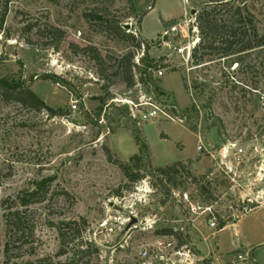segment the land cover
I'll return each instance as SVG.
<instances>
[{
	"label": "rangeland",
	"instance_id": "374dc122",
	"mask_svg": "<svg viewBox=\"0 0 264 264\" xmlns=\"http://www.w3.org/2000/svg\"><path fill=\"white\" fill-rule=\"evenodd\" d=\"M128 1L13 0L5 10L0 0V78L29 84L64 113L51 116L0 92V197L55 177L46 198L30 208L33 243L11 252L10 261L1 252L0 264L66 261L71 253L60 254L61 237L52 223L69 219L78 220L82 239L98 249L93 261L110 264H212L202 234H212L211 244L224 249L234 247L238 229L248 232L249 227L253 234L255 226L256 236L264 238L261 57L253 54L243 65L215 58L195 66L175 46L197 36L196 45L200 40L199 29L192 32L197 1L134 0V7ZM249 3L261 28L264 0ZM89 5H99L135 37L150 38L148 54L163 75L152 71L147 82L140 80V61L134 86L115 76L117 57L135 51L136 62L142 50L87 22L83 10ZM186 18L193 21L187 38L164 36L171 24ZM52 27L62 29L63 38L54 36ZM89 45L105 57L103 72L91 55L79 50ZM108 81L107 94L103 85ZM72 99L78 100L76 108ZM125 99L157 103L171 118L139 125ZM137 133L147 145L144 151ZM136 154L139 161L132 160ZM117 162L129 164L144 178L131 181ZM170 167L175 169L169 175L161 173ZM196 203L202 209L194 211ZM206 206L212 211H204ZM234 220L239 224L213 235L220 222ZM165 228L174 234L159 232ZM8 237L2 223V248ZM144 248L149 250L146 257ZM254 253L262 256L255 262L248 255V263L264 264V244L254 247ZM237 259L230 264H246Z\"/></svg>",
	"mask_w": 264,
	"mask_h": 264
},
{
	"label": "trees",
	"instance_id": "16d2710c",
	"mask_svg": "<svg viewBox=\"0 0 264 264\" xmlns=\"http://www.w3.org/2000/svg\"><path fill=\"white\" fill-rule=\"evenodd\" d=\"M12 1L2 0L5 10L8 9ZM191 1H197L200 5V9L196 14V25L199 29L200 40L193 48L191 55L195 66H205L204 64L215 58H225V60L231 62V65L234 63L243 65L248 57L257 54V56L261 57L259 66L264 68V17L260 28L252 4L249 3L250 0ZM128 2H131L132 7H134V0H129ZM83 18L89 23H98L100 29L109 32L120 40L132 41V45L136 50H141L142 45H144L145 53L141 58L144 67L141 70L140 80L144 82L149 80L148 76L150 77L152 69L158 67V64L148 54L151 47L148 40L137 38L132 33L126 32L122 22L116 18L110 19L106 17L104 10L99 5H89L85 8L83 10ZM50 30L54 36L63 38L64 32L59 27H52ZM79 50L91 55L96 63L101 66L102 72L105 70L103 67L106 65L105 57L102 56L97 48L89 45ZM135 55V51H129L117 57V64L112 66L115 67L114 75L120 77L127 87H132L137 82L136 68L140 66L135 62ZM249 67L252 69L251 65ZM111 84L112 81H108L103 85L107 94ZM0 92L7 100H14L34 109L47 111L51 116L64 115L62 108L50 106L33 91L29 84L21 81L15 82L0 78ZM100 99L103 102L105 100L104 97H100ZM136 140L142 147V151H144L147 145L142 142L138 133L136 134ZM140 159L141 155L139 154L132 157V160L139 161ZM117 163L131 181L135 182L144 178V174L140 173L139 170L134 171L129 164ZM171 169L175 168L170 167L160 170L161 173L169 175L168 171ZM54 180V176H48L35 181L32 188L20 190L15 195L0 197V227L4 223L7 236H9L3 248L0 240V253L2 252L5 255L7 261L12 258L11 252H14V250L21 251L25 245L33 243L35 219L34 215H31L29 211H31L30 208L33 204L46 198ZM82 221L86 222L84 219ZM52 225L58 228L61 237L60 254L71 253L70 257L60 264H110L108 262L93 261L92 256L98 252V249L91 242L82 239L78 220L69 219L52 223ZM225 225L224 221L220 222L218 229L223 228ZM159 232L174 234L172 228H165ZM183 241L181 240V244ZM28 263L33 264L32 262ZM46 264H56V262L50 260Z\"/></svg>",
	"mask_w": 264,
	"mask_h": 264
},
{
	"label": "built area",
	"instance_id": "2783aa9c",
	"mask_svg": "<svg viewBox=\"0 0 264 264\" xmlns=\"http://www.w3.org/2000/svg\"><path fill=\"white\" fill-rule=\"evenodd\" d=\"M193 21H190L189 19H185L182 22H176L171 24L166 30H164V36L167 35H178L182 36L184 38H187L188 35L191 32V26L190 23ZM197 25L192 26V32H197ZM197 36L195 40L188 41L185 44H181L178 47L175 46V49L177 50L178 53L182 54L183 56L191 57L192 55V50L195 47L197 40ZM144 49L145 46L142 45V51L139 53V55L136 57V63L138 65L141 64L140 60V55L144 54ZM153 72L158 73V76L163 75V68L158 66L156 68L152 69ZM137 77V76H136ZM73 102V107H77L78 100L77 99H72ZM125 103L129 105V114L131 118L136 121L139 125L142 123H146L149 121H153L155 119H158L160 117H165V118H171V116L168 114L167 111H165L159 104L151 102L149 100H144L140 99L138 101H134L131 99H125ZM201 149V146L199 147ZM226 150V149H225ZM226 152V151H225ZM192 209L195 211L196 209H202V206H200L199 203L193 204ZM204 211H212V207L206 206L203 207ZM212 226H214V222L211 223ZM149 255V250L147 248H144L142 251V256L146 257ZM239 258H243L241 255H239Z\"/></svg>",
	"mask_w": 264,
	"mask_h": 264
},
{
	"label": "crops",
	"instance_id": "0c3cea01",
	"mask_svg": "<svg viewBox=\"0 0 264 264\" xmlns=\"http://www.w3.org/2000/svg\"><path fill=\"white\" fill-rule=\"evenodd\" d=\"M153 9H154V7H151V8H149V11L150 10L152 11ZM149 11H147V13ZM162 18L168 20V18H165V17H162ZM160 27H161V25H160ZM142 32L144 35L143 30H142ZM144 37L146 40H150V38H148L147 36L144 35ZM239 222H240V220H239ZM239 222H236L235 220L233 222H227L223 228L217 229L216 232L213 233V235L215 236V234H219L220 232L229 228L230 226H235V225L239 224ZM247 229H248L247 230L248 232H246L245 230L242 232L240 229L236 230V233L234 235L235 238H234V241L232 242L234 244V247L229 248V249H224V248H226L225 246H223V248H220V245L218 243L215 244V246H217V248H214L215 246H213L211 244V241H210V239H212V237H213L212 234H202L203 241L207 244L209 251H210L209 253L211 254V257H212L211 263L212 264H230V262L235 263L236 261H239L237 259V256H239V255H241L243 257L241 259H244L245 261L247 260L245 262L246 264H249L248 263L249 261L247 259L248 255L253 259V261L258 262V257L259 256L261 257L262 254L258 255V257H257V255H255V253H254V247L263 245L264 244V238L259 239L256 236L257 227H255V226L253 227V229H254L253 234H255V235L250 234L251 230L249 227ZM252 239H254V240H252ZM201 242H202V240H201ZM234 253H238V254L234 255ZM241 263H242V261H241ZM259 264H261V263H259Z\"/></svg>",
	"mask_w": 264,
	"mask_h": 264
},
{
	"label": "water",
	"instance_id": "95a60500",
	"mask_svg": "<svg viewBox=\"0 0 264 264\" xmlns=\"http://www.w3.org/2000/svg\"><path fill=\"white\" fill-rule=\"evenodd\" d=\"M124 26H125V28H129L130 27V24L126 23V24H124Z\"/></svg>",
	"mask_w": 264,
	"mask_h": 264
}]
</instances>
